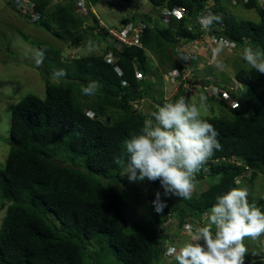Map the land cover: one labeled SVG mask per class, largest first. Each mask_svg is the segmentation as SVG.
Returning <instances> with one entry per match:
<instances>
[{"label":"trees","instance_id":"trees-1","mask_svg":"<svg viewBox=\"0 0 264 264\" xmlns=\"http://www.w3.org/2000/svg\"><path fill=\"white\" fill-rule=\"evenodd\" d=\"M30 1L31 11L37 14L33 22L70 46L80 44L85 36L80 30L84 17L76 11L75 0L59 1L54 9H47L51 0ZM148 1L157 11L165 4L187 8L191 19L172 18L162 26L140 19L145 23L141 46L107 45L100 54L63 57L60 50L43 47L47 49L45 70L41 69L44 98L27 94L11 109V149L0 167V210L6 211L0 223V264H100L101 256L108 259L110 255L114 256L112 264L159 261L165 238L160 232L151 235L130 226L125 207L139 200L124 186L121 175L128 158L125 139L130 131H139L150 118L148 113L156 110L149 109L156 106L153 102L145 108L137 106L146 96H154L148 53L156 56L163 73L180 70L183 60L176 49L205 34L196 16L207 1H213V13L223 17L222 23L214 25L222 30L213 32L235 46H253L264 54V8L258 0L236 1L245 8H257V22L236 19L227 12L230 0ZM108 53L114 61L104 59ZM59 68L67 75L60 83L52 82L50 76ZM234 74L237 82L255 93L259 107L250 112L239 97V109L229 118H203L213 124L222 145L208 160L211 183L190 199L178 197V202L161 194L165 206L160 212L151 203L155 194H150L146 210L151 231L162 227L161 219H168L170 211L180 226L187 219L199 222L218 195L239 187L236 178L245 167L251 169L252 179L264 172V74L251 66H241ZM90 81L100 85L93 96L81 92ZM183 83L189 85L186 79ZM181 91L179 86L173 101ZM162 99L158 105L164 104ZM216 158L224 160L212 163ZM204 177L201 168L193 184ZM151 182L153 187L160 184ZM262 204L264 198L258 199L256 206Z\"/></svg>","mask_w":264,"mask_h":264},{"label":"clouds","instance_id":"clouds-1","mask_svg":"<svg viewBox=\"0 0 264 264\" xmlns=\"http://www.w3.org/2000/svg\"><path fill=\"white\" fill-rule=\"evenodd\" d=\"M236 1L230 0L234 4H237ZM25 2L26 0H15V5L21 7L27 5ZM243 2L245 3L247 0H243ZM258 2L259 6L264 8V0H258ZM75 3L76 11L84 17V23L80 30L85 31V37H82L78 46H70L66 42V45L72 49L79 46H91V41L88 42V39L96 40V42L105 40L104 44L106 46L129 47L118 44L109 33L108 28L121 30L126 24L137 25L140 22L144 24L145 28V23L133 16L126 18L127 20L122 25H108L96 14L94 7L97 4L92 5L90 0H75ZM213 5V1H207L203 9L197 14L196 20L205 30V34L200 39L213 34L215 46L211 48V53L213 59H216L225 48L238 46L213 32V30H222L221 27H214V25L223 21L222 16L213 13ZM175 7L184 8L181 6L168 7L166 4L160 8L162 14L160 18L164 24L169 23L172 18H191L189 12H187L186 16L180 18L172 16L169 21L165 22L163 20L164 9ZM25 8L27 7L25 6ZM14 10L16 11V9ZM88 13H91L93 23L88 21ZM30 16L32 22L36 21L37 14L35 12L32 11ZM149 24L153 26L151 23ZM88 27L92 28L93 34L86 32V30L89 31ZM128 27L131 28L132 25L129 24ZM84 39L86 40L83 41ZM86 42H88L87 45L84 44ZM46 52L47 49L44 48L35 50L34 61L38 66L43 64ZM108 55L110 58H107ZM242 58L259 74H264V54L259 53L256 47L245 46L242 50ZM104 59L109 62L114 61L110 53L104 55ZM117 72L121 73L118 68ZM164 74L168 76V83L178 86L176 91L179 90V86L185 84H182V81L187 80L182 70H173L162 75ZM66 75V70L63 68L53 70V76L57 79H63ZM171 75H174L173 82L170 80ZM179 76H181V80H177ZM193 76L196 78L189 83V88L191 86L195 90L202 87L211 98H215L214 96H219V93L223 92L220 89L216 91L215 85H218L216 82L209 84L207 82L208 78H203L200 81L201 78L195 72H193ZM194 81H200V83L195 86ZM236 83H238V88L242 85L237 81ZM123 84L125 83L123 82ZM209 85H211V89H208ZM99 86L97 81H90L86 87L81 89V92L93 96ZM230 90L234 89L231 87ZM213 91L216 92L213 93ZM210 92L214 95L211 96ZM234 95L232 96L234 97ZM235 98V105H237L241 101L239 98ZM174 101H167L163 105L156 104V110L148 113L150 118L145 120L142 128L139 131L129 132L128 138L124 141L126 156L128 157L126 159L127 164L121 175L126 174L130 182L144 181L145 179L153 182L159 181L164 196L190 199L194 188L193 179L195 175L201 168L203 169L204 165L209 167V158L214 155L215 151L222 150V145L217 139L219 133L213 124L201 117L200 107L195 102L186 101L184 97ZM137 106L139 107L138 104ZM219 159L224 160V158H216L212 160V163H214V160ZM204 171L205 169H203ZM251 176L252 172L248 178H251ZM151 203L157 212L162 211L165 204L161 199L159 190L155 193V199ZM207 216L208 223L206 225H201L200 222L194 224L197 227L195 231H193L191 225H188L187 241L179 248L175 246L168 247L166 255L174 257L177 264H264V251L262 249L249 251L244 243L245 237L256 239L264 234V211L255 203H249L247 189L232 187L224 194L218 195L211 210L206 212L202 218ZM262 245L264 246V244Z\"/></svg>","mask_w":264,"mask_h":264},{"label":"rangeland","instance_id":"rangeland-1","mask_svg":"<svg viewBox=\"0 0 264 264\" xmlns=\"http://www.w3.org/2000/svg\"><path fill=\"white\" fill-rule=\"evenodd\" d=\"M59 1L62 0H51L47 9H54L55 4ZM25 4L27 5L19 7L15 5V0H0V167H4L11 149L9 134L12 106L27 94H34L40 98H44L45 96V80L41 71V69L45 70V65L43 63L38 66L35 63V50L47 46L51 49L60 50L63 53V57H65L76 54H100L107 47L104 44L105 40L100 42L90 40L91 46H79L76 49L69 48L66 42L52 35L39 24L32 22L30 16L31 10H33L32 3L30 0H26ZM233 4L232 2L227 4L226 9L236 19H248L257 22L260 20L257 8L249 9L237 4L233 6ZM149 5L148 0H100L94 7V10L100 19L108 25H122L128 18L133 16L136 19H146L153 26H162L164 23L159 15L161 11L153 8L147 14L145 13ZM81 16L83 15L81 14ZM88 21L93 23L91 13H88ZM189 28L193 27L189 26ZM212 35H207L198 42H194V44L180 45L176 51L181 60H183V64H180L179 67L183 75L187 77L188 84L196 78L193 76V72H195L201 78L200 81L203 78H208L207 82L209 84L213 82L218 84L215 85L216 91L220 89L223 92H220L219 96L211 98L202 87L194 90L191 86L189 88V85L184 84L182 86L183 90L176 100L184 97L186 101L195 102L200 107L202 118L207 116L229 118L231 114L239 109L235 105V97H241V101L246 104L247 110L250 112L254 111L260 105L259 99L249 87L241 85L238 88V83L234 79V73L238 68L250 66L242 58V50L247 45H244L242 48H225L218 58L213 59L212 53L210 54L211 48L215 46ZM148 54V58L150 59L148 77L151 81L154 96L153 98L146 96L145 99L141 100L143 103H138L139 107L144 108L151 105L152 102L159 104L158 102L162 98L165 100L164 103L173 101L174 94L178 92L176 91L178 86L168 83V76L162 75L163 68L159 65L156 56ZM202 55L204 57L203 60L200 59ZM107 58H110V56L108 55ZM50 80L52 82H62L61 79L54 77L53 73L50 76ZM177 80H181V76ZM200 81H194L193 84L197 86ZM204 84L206 85L207 83L205 82ZM231 87L234 90L231 91ZM211 88V85H209L208 89ZM216 91H213V93ZM232 92L235 94L234 97L232 96ZM210 95L214 94L210 92ZM149 109L150 111L154 110L155 106H149ZM221 161L219 159L213 162L219 164ZM203 169H205V177L201 181L197 180L195 182L192 195L200 192L201 189L207 188L211 183V177L206 173L208 167L204 165ZM122 178L124 186L128 190H131L139 200L137 203L130 202L125 207V214L130 226L146 234L156 235L160 232L165 238V242L161 246V250H163L160 253L161 255L157 264H177L174 257L166 255L167 248L170 246L181 247L188 239L187 226L191 225L193 231H195L197 227L194 224H198V222L192 223L187 219L188 222L180 226L174 212L170 211L168 219H161L162 229L156 227L155 231H151L148 226L151 218H147L150 212L146 210V207L149 206L150 194H155L159 190L163 195L161 185L153 187V183L148 179L130 182L126 174L122 175ZM236 182L240 188L247 189L250 203L256 204L258 199L264 198V172H258L257 176L253 179L240 175L236 178ZM169 199L172 202L179 201L176 196H171ZM259 208L264 211L263 204ZM5 212V208L0 210V223ZM199 222L201 225H206L208 223V216L202 218ZM263 242L264 234L256 239H252L251 237L244 238L245 247L249 251H253L254 249H262L264 251ZM156 245L158 246V243ZM100 261L103 262L100 264H112L114 256L110 255L108 259L101 256Z\"/></svg>","mask_w":264,"mask_h":264},{"label":"built area","instance_id":"built-area-1","mask_svg":"<svg viewBox=\"0 0 264 264\" xmlns=\"http://www.w3.org/2000/svg\"><path fill=\"white\" fill-rule=\"evenodd\" d=\"M187 12H188L187 9L180 8V7H175L173 9H166L165 8L164 12H163L164 13L163 20L165 22H167V21H169V19L172 16L180 18L182 16H186ZM177 13H179V15H177ZM129 24L132 25L131 28L128 27ZM129 24H126L121 30L110 27V28H108V31L111 34V36L120 45L122 44L125 46H130V45L140 46V37H141V33L143 31V28H144V24H142V22L138 23L137 25H133L132 23H129ZM170 77H171L170 80L173 82L174 81V75H171ZM243 175L246 177L251 175V171L248 167H245V171L243 172Z\"/></svg>","mask_w":264,"mask_h":264},{"label":"water","instance_id":"water-1","mask_svg":"<svg viewBox=\"0 0 264 264\" xmlns=\"http://www.w3.org/2000/svg\"><path fill=\"white\" fill-rule=\"evenodd\" d=\"M153 7V3H150L149 7L146 8L145 13H148Z\"/></svg>","mask_w":264,"mask_h":264},{"label":"crops","instance_id":"crops-1","mask_svg":"<svg viewBox=\"0 0 264 264\" xmlns=\"http://www.w3.org/2000/svg\"><path fill=\"white\" fill-rule=\"evenodd\" d=\"M201 52H202V51H201ZM199 53H200V49H199ZM202 53H205V52H202ZM210 54H211V51H210ZM207 57H208V55H207ZM203 58H204V57H203V55H202V56L200 57V59L203 60ZM198 59H199V58H198Z\"/></svg>","mask_w":264,"mask_h":264},{"label":"snow or ice","instance_id":"snow-or-ice-1","mask_svg":"<svg viewBox=\"0 0 264 264\" xmlns=\"http://www.w3.org/2000/svg\"><path fill=\"white\" fill-rule=\"evenodd\" d=\"M177 15H179V13H177Z\"/></svg>","mask_w":264,"mask_h":264},{"label":"bare ground","instance_id":"bare-ground-1","mask_svg":"<svg viewBox=\"0 0 264 264\" xmlns=\"http://www.w3.org/2000/svg\"><path fill=\"white\" fill-rule=\"evenodd\" d=\"M191 19V18H190Z\"/></svg>","mask_w":264,"mask_h":264}]
</instances>
